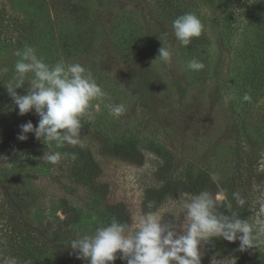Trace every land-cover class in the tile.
<instances>
[{
    "label": "rangeland",
    "instance_id": "1",
    "mask_svg": "<svg viewBox=\"0 0 264 264\" xmlns=\"http://www.w3.org/2000/svg\"><path fill=\"white\" fill-rule=\"evenodd\" d=\"M79 1L96 14L102 28L106 23L103 34H108L111 39H106L102 34L78 60L69 61L59 51L56 30L47 27L40 32L34 48L46 63L55 64L63 60L65 63L81 64L92 73L97 84L110 97L111 103L124 105L125 111L115 117L110 115L105 107V103L109 101L100 103V110L95 119L88 120L83 117L89 124V130L98 131L100 135L111 140L115 138L119 142L130 139L139 143H146L147 140L164 143L178 158V170H183L186 164H189L195 170H203L216 177H228L232 171L234 149L228 124L231 116L239 114L243 117L245 113L248 114L243 131L255 132L264 127V82H259V89H253L248 75V69L252 67L255 58L254 54L251 55L250 47L255 41L249 38L250 29L247 28L242 33L238 42L237 36L234 38L236 40L231 49L221 51L217 43L219 30L209 28V20L217 8L216 0H194L200 13L199 19L208 31L206 46L199 53V57L208 65V81L198 82L192 71L187 69L190 58L178 52L177 48L169 47L172 52L169 62L157 59L158 49L162 47L160 36H154L148 43L135 47L129 56L106 57V52H111L112 38L115 36L110 34L111 24L117 28L123 23V18L126 19L133 11L131 2ZM23 2L15 0L16 10L27 13ZM144 16L153 26H158L153 14L147 9L143 11ZM243 26H246V21ZM107 45L110 48L106 49ZM0 59V65L5 64L3 68H7V71L2 72L0 80L2 142L9 130L20 133V125L31 121L36 126L39 117L34 111L23 116L18 114L19 110L5 85L15 75L14 64L17 57L13 54H1ZM26 87L27 85L17 89V93L26 94ZM245 93L251 97L250 101L242 99ZM229 96L231 99L226 102V97ZM92 103L95 105L98 101L94 100ZM28 134L27 142L32 137L34 146L26 149L20 141L10 142L11 149H4L0 153V156L6 158L0 159V164L8 169L24 172L30 193L36 197L41 196L44 200V207L38 208L36 213L40 217L52 216L59 198H66L74 205H81L86 189L74 184L68 161L62 157L56 164L42 160L45 151H58L59 148L55 143L46 148L33 133ZM71 146L89 150L100 168L98 181L107 187L106 201L122 203L130 216L131 227H137L138 220L145 214L141 208L144 193L149 187L157 185L154 173L161 165V160L146 150H143L144 162L141 165L103 155L99 152L96 134L82 136L78 145ZM262 164L264 165V161ZM180 196L181 194L175 199H166L155 211L163 217L162 222H183V214L179 220H175L171 214H179L177 200ZM83 205L81 219L76 226L80 233L92 234L98 226L107 225L101 207L92 209ZM57 214L59 215V212ZM200 251L201 264L234 262L233 257H208L203 247Z\"/></svg>",
    "mask_w": 264,
    "mask_h": 264
},
{
    "label": "trees",
    "instance_id": "2",
    "mask_svg": "<svg viewBox=\"0 0 264 264\" xmlns=\"http://www.w3.org/2000/svg\"><path fill=\"white\" fill-rule=\"evenodd\" d=\"M22 1L27 7V13L16 10L15 0H0V55H14L25 44L35 47L40 32L49 27L56 30L61 55L69 61H76L106 29V23L102 28L96 14L79 0ZM130 2L133 10L130 15L123 18V23L117 28L111 24L110 34L115 36L112 38L111 52H106V57L129 56L135 47L148 43L154 36H160L165 46L177 48L178 52L188 55L190 60L195 58L201 61L204 68L192 71V74L198 82H207L208 65L199 57L208 40L206 27H202L201 35L193 37L187 46L180 45L172 28V21L184 13L192 12L200 18L194 0ZM216 6L215 14L209 20V28L219 30L217 43L221 51L231 49L236 40L234 38L237 36L238 42L242 33L250 29L249 38L255 41L250 47L251 55L254 54L255 58L252 67L248 69V75L251 87L259 89V82H264V0H216ZM146 9L153 14L158 26H153L143 17ZM244 21L246 26H243ZM103 37L111 39L108 34H103ZM107 48L110 46L107 45ZM4 66L0 65V80ZM218 87L220 94V84ZM247 118L246 113L243 117L234 114L228 121L234 149L232 171L225 178L195 170L189 164L183 170H178V158L164 143L150 140L139 143L130 139L119 142L115 138L113 141L98 131L89 130V124L83 118L81 137L96 134L101 154L131 164L141 165L144 162L143 150L161 160V165L154 173L157 185L149 187L144 193L141 205L144 213L155 212L166 199H175L183 193L198 194L207 190L215 194L223 190L226 200L219 203L217 211L225 215L235 212L241 219H248L254 227H259L264 225V213L260 211V204L264 202V127L255 132L243 131ZM18 134L16 130L6 133V138L0 142V153L4 149H11L10 142L20 141L17 139ZM20 142L26 149L34 146L32 137L28 142ZM58 151L68 161L74 184L86 189L85 198L81 200V205L59 198L52 216L40 217L36 210L44 207V200L30 193L24 172L0 164V260L12 256L18 258L19 264H88V261L78 259L68 247L78 232L76 226L81 219L83 204V207L89 206L92 209L101 207L107 224L115 217L119 222L131 226L125 206L106 201L108 190L106 185L98 181L100 168L89 150L65 143ZM233 193H239L245 199L243 206L236 203ZM149 202H152V208L148 207ZM229 203L230 209L227 207ZM202 247L208 257H233V264H264V245L241 251L238 240L230 242L217 237ZM119 255L117 253L118 258L110 264H126V261L119 259Z\"/></svg>",
    "mask_w": 264,
    "mask_h": 264
},
{
    "label": "clouds",
    "instance_id": "3",
    "mask_svg": "<svg viewBox=\"0 0 264 264\" xmlns=\"http://www.w3.org/2000/svg\"><path fill=\"white\" fill-rule=\"evenodd\" d=\"M202 22L192 12L184 13L172 21L173 34L182 46L191 43L193 37L202 32ZM166 35V34H165ZM162 47L158 49L157 59L169 62L172 52L159 39ZM17 57L14 64L15 75L6 85L18 114L23 116L29 112L39 117L36 126L31 121L20 125L17 139L25 141L28 133L50 148L53 143L62 147L65 143L78 145L81 137V119H95L99 112V104L105 103L109 114L119 117L124 111L123 104L110 102L108 94L97 84L92 73L79 63H65L63 60L55 64L46 63L38 56L33 46L25 44L14 53ZM204 64L198 59L187 62V69L199 71ZM7 71V68L4 69ZM26 87V94L20 95L17 89ZM231 96L226 97V102ZM244 101L251 97L245 93ZM96 100L97 104L92 102ZM59 151H45L42 160L56 164L61 160ZM74 158V157H73ZM0 159H6L0 156ZM236 203L245 204L239 193H233ZM226 200L223 190L211 193L207 190L198 194L183 193L177 200L179 214L171 213L175 220L183 214V222H162L161 216L149 211L142 215L137 227L119 222L115 217L107 225L98 226L92 234L76 233L68 247L78 259L88 264H110L118 257L126 264H201V247L212 238L226 241H239L241 251L259 248L264 245V225L254 227L248 219H241L232 212L225 215L218 212L220 202ZM152 202L148 207L152 208ZM227 207L230 209L231 204ZM264 213V202L260 204ZM0 264H19L18 258L8 256L0 260Z\"/></svg>",
    "mask_w": 264,
    "mask_h": 264
}]
</instances>
